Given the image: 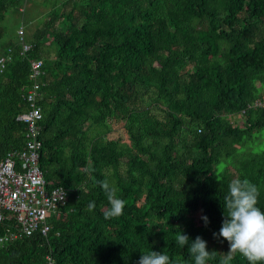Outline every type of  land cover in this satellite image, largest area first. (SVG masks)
I'll use <instances>...</instances> for the list:
<instances>
[{"label": "trees", "instance_id": "trees-1", "mask_svg": "<svg viewBox=\"0 0 264 264\" xmlns=\"http://www.w3.org/2000/svg\"><path fill=\"white\" fill-rule=\"evenodd\" d=\"M20 2L0 0V21ZM22 31L20 53L0 23V157L23 143L15 115L39 58L37 164L65 202L45 233L0 244V264H138L150 249L194 264L180 231L220 264L229 182L255 184L264 211V0H50ZM103 179L126 202L119 217H104ZM18 227L3 213L0 235Z\"/></svg>", "mask_w": 264, "mask_h": 264}, {"label": "built area", "instance_id": "built-area-1", "mask_svg": "<svg viewBox=\"0 0 264 264\" xmlns=\"http://www.w3.org/2000/svg\"><path fill=\"white\" fill-rule=\"evenodd\" d=\"M22 28L16 29V41L23 53L29 43L24 40ZM10 54L0 55V70ZM43 73L42 60L29 61V77L32 84L25 90L24 99L28 108L15 115L24 121L23 143L19 148H12L0 157V220L3 213L14 218L18 230L0 235V244L14 238L19 233L29 234L36 230L45 233L49 227L47 219L60 214L59 206L65 202V191L61 186H47L42 170L37 164L40 140L37 138V126L34 120L40 116L37 101L38 76ZM254 105H264V99L254 100ZM41 264H52L45 254Z\"/></svg>", "mask_w": 264, "mask_h": 264}, {"label": "clouds", "instance_id": "clouds-1", "mask_svg": "<svg viewBox=\"0 0 264 264\" xmlns=\"http://www.w3.org/2000/svg\"><path fill=\"white\" fill-rule=\"evenodd\" d=\"M22 28V25H20ZM19 27V26H18ZM17 27V28H18ZM16 40V30L14 33ZM105 193L110 207L104 212L105 219L123 215L125 200L117 196L114 182L108 179L97 181ZM259 190L247 178L232 179L228 184V193L224 197L222 220L218 236L229 244L228 251L220 260V264H230L235 255L239 253L246 258L248 264H261L264 262V211L258 205ZM95 203H89V209H94ZM226 209V213L224 211ZM207 225V216H202ZM214 236L217 233H213ZM175 242L182 248L188 245V252L194 264H207L215 257L214 251H209L207 241L197 235L194 240L180 231ZM138 264H174L168 254L155 250L140 252Z\"/></svg>", "mask_w": 264, "mask_h": 264}, {"label": "rangeland", "instance_id": "rangeland-1", "mask_svg": "<svg viewBox=\"0 0 264 264\" xmlns=\"http://www.w3.org/2000/svg\"><path fill=\"white\" fill-rule=\"evenodd\" d=\"M43 1L44 0H21L18 8L6 10L0 21L5 31L3 38L6 36L11 37L12 34L14 35L15 30L20 25L26 26L40 20L45 15V11L50 4V0H45V3ZM256 87L264 89L260 83H257ZM229 119L230 121L238 122L239 116H229ZM263 142V139H261L259 144Z\"/></svg>", "mask_w": 264, "mask_h": 264}]
</instances>
